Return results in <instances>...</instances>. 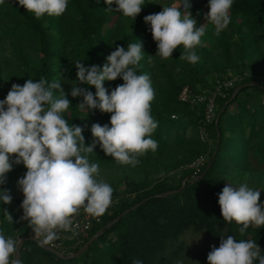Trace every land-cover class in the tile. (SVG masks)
Segmentation results:
<instances>
[{
  "label": "trees",
  "instance_id": "1",
  "mask_svg": "<svg viewBox=\"0 0 264 264\" xmlns=\"http://www.w3.org/2000/svg\"><path fill=\"white\" fill-rule=\"evenodd\" d=\"M193 1L195 4L209 2ZM150 2L151 0H144L142 11L135 20L126 17L125 24L117 23L107 32L104 31V26L110 17L94 11V0H68L67 10L63 15L56 17L45 14L40 19L19 6L18 0L6 9L0 4V43L10 39L13 46L12 55L6 56L1 53L0 44V100L6 97L14 83L23 85L29 78L39 80L41 77L49 82L59 80L71 101L69 110L63 114L64 118L69 125L84 128L82 135L86 146L91 145L94 140L91 125L99 123L110 126L111 114L102 113L99 109L89 113L77 110L76 105L83 98L71 96L72 86L87 88L93 94L96 90L94 86L78 82L74 62L83 61L86 67L95 64L102 68L107 62L106 57L117 45L127 48L128 43H142L144 53L137 67V74H149L155 91L151 114L158 122V127L151 138L158 142V148L155 152L149 150L140 156V163L134 167L117 163L112 157L105 155L99 144L94 153L89 154V160L99 166H127L137 168V171L146 169V173L147 168L149 170L162 164L166 172L160 179L149 182L144 179L136 184L126 177L130 179L128 184L132 186L124 194L113 191L112 197H118V201L112 212L105 213L101 216V221L90 228L84 236L83 244L100 229L102 233L79 256L69 260L61 259L36 241L27 239L20 248L21 264H34V259L40 255L54 259L59 264H133V260H140L142 264H184L163 256V253L169 244L189 228L203 231L206 240L220 242L221 237L232 235L237 240L256 241L264 255V227L249 226L241 235V226L235 222H225L218 204V194L226 186L218 179L221 172L234 170L241 175L252 168L250 156L257 158L259 164H264V91L256 85L246 86L228 101L235 86L224 97H219L216 117L219 113L220 117L217 123L214 121L206 126L211 139L210 145L200 138L202 105L191 107L178 99L185 86L194 92H208L215 79L222 77L228 70L249 72L251 75L264 74V67L258 64L261 57L258 42L264 39V0H233L228 26L235 35L233 43L238 45L242 61H231L232 41L224 36V32L220 33L216 39L220 40L218 44L221 46L224 62L214 63L210 72L203 68L216 46L213 40L209 45L202 43L196 47L195 51L199 56L196 64L179 59L183 51L182 45L168 59L156 55V43L150 45V25L144 22L146 15L153 14ZM206 22L205 32L213 30L214 26L207 19ZM253 51L256 52L254 61L251 58ZM171 62L179 65L177 68L182 71L176 74L175 68L169 67ZM213 73L214 76L208 79V75ZM251 82H255L252 76L245 78L240 84ZM122 83L123 80L117 78L115 81H105L104 87L110 93ZM55 94L59 95L58 92ZM230 128L235 129L234 136L239 140L241 149L222 164L224 135ZM216 145L217 150L213 155ZM181 146L191 151L186 157L178 158L180 152L175 150ZM200 154L206 155L207 161L198 170L184 167ZM14 159V156L10 158L13 166L6 174V182L1 185L4 189H7V178L24 176L26 173L21 164L14 163ZM209 161L211 163L207 167ZM251 170L256 171V186H259L264 169L256 167ZM183 179L186 180L181 186ZM168 191L171 192L163 194ZM259 202L264 204L261 195ZM136 203L139 205L130 209ZM1 204L10 207L2 201ZM127 209L129 210L116 222L110 224ZM4 210L5 208L0 214V231L6 237L19 241L32 228L27 220L22 219V213L6 208L13 218V223H9L5 219ZM78 249L79 247L75 248L73 252Z\"/></svg>",
  "mask_w": 264,
  "mask_h": 264
},
{
  "label": "clouds",
  "instance_id": "2",
  "mask_svg": "<svg viewBox=\"0 0 264 264\" xmlns=\"http://www.w3.org/2000/svg\"><path fill=\"white\" fill-rule=\"evenodd\" d=\"M5 0H0L3 4ZM107 10H115L132 20L141 13L144 0H104ZM19 6L33 13L37 19L45 14L59 17L65 13L68 0H18ZM233 0H209L208 23L216 33L225 30L231 22ZM190 8V2L188 3ZM156 42V55L162 59L172 57L174 50L183 46L179 59L196 64L199 56L196 47L202 44L205 25L197 26L190 11L182 14L175 6H162V11L144 17ZM141 42L128 43L127 48L117 45L106 57L103 67L95 64L86 67L75 61L80 84L95 87V94L87 88L73 85L71 96L82 97L76 107L80 112L99 109L109 113V124L93 123L91 145H85L84 128L69 125L64 118L71 101L59 80L49 82L27 79L23 85L12 84L6 97L0 100V185L15 164H23L26 173L17 183L23 193L20 207L22 219L27 220L33 233L49 244L57 238L59 230H70L73 217L81 209L90 216L100 217L112 203L113 188L99 179V164L90 162L97 144L105 155L121 165L136 166L139 157L149 150L155 152L158 142L151 134L158 122L151 114L155 91L149 74H137L143 58ZM151 55H149V61ZM123 80L111 92L105 81ZM55 90V91H54ZM58 92L59 95L55 93ZM9 191L0 188V201L10 204ZM260 191L247 184L238 187L226 184L218 194V204L225 222L240 225L243 235L249 226L264 227V204ZM5 219L13 223L5 209ZM18 251V241L0 231V264H19L12 257ZM264 264L260 246L253 240H237L234 236L221 237L219 247L212 246L207 255L208 264ZM133 264H142L133 260Z\"/></svg>",
  "mask_w": 264,
  "mask_h": 264
},
{
  "label": "rangeland",
  "instance_id": "3",
  "mask_svg": "<svg viewBox=\"0 0 264 264\" xmlns=\"http://www.w3.org/2000/svg\"><path fill=\"white\" fill-rule=\"evenodd\" d=\"M16 2V0H5L2 5L3 8H8L12 6ZM190 2L191 7H188V3ZM209 3V2H208ZM208 3L205 4H195L193 0H151L150 4L153 8V14L156 12L162 11V6H177L182 14L190 11L192 17L197 20V24L205 25L206 22V15L208 13ZM113 9L111 11L107 10V5L105 4L104 0H94L93 9L97 14L107 15L110 17V20L105 23L104 31L107 32L108 29L117 23L125 24L126 17L123 16L122 13L115 10L116 5L113 4L111 6ZM225 33L224 36L229 38V41H232L230 47V58L231 61L234 63H240L241 57H239V47L235 45L233 41H235V35L232 33V29L227 26V28L220 33ZM220 33H216L215 28L209 32H205L204 36L201 38V41L204 45H209L210 42L213 40L215 41L216 46H214L211 57L207 60L203 70H208L209 72L212 71V65L215 63L222 64L224 62L223 59V52L221 46L218 44L220 40L216 39ZM230 36V37H229ZM259 37V36H258ZM151 38V43H156L152 39V35L149 36ZM211 39V40H210ZM11 40H3L1 44V53L6 56H11L13 51V46L10 44ZM258 47L261 52V57L259 58V63L262 68L264 67V39L258 42ZM157 52V51H156ZM252 61L256 58V52L253 51L251 55ZM171 66L175 68V73H179L182 71L181 68H177L179 65L176 63L171 62ZM214 76L213 74L208 75V79H211ZM187 87V86H185ZM183 87V88H185ZM182 88V89H183ZM181 89V90H182ZM234 129V128H233ZM233 129H229L227 133L224 135V144L222 147V164L228 160V158L232 157L240 151V142L234 136ZM235 130V129H234ZM175 151H179L178 158L186 157L190 153V149L181 146L177 148ZM250 160L252 161V168L256 167L263 168L264 164H259L258 159L255 157L250 156ZM21 167L24 172L27 169L21 163ZM247 170L243 173L238 174L236 171H228V172H221L218 176L219 181L226 184H231L233 186L238 187L241 184H247V186L253 190L260 191V195L264 198V174L262 176L261 183L259 186H256L257 181V173L253 170ZM137 168L127 167V166H120V167H107V166H99V179L105 180L107 183L111 185L114 191H118L121 194H124L125 190L129 188V180L126 177L131 178L132 182L136 184L137 182H141L144 179L146 181H154L155 179H160L166 175L165 168L162 164L157 165L155 168H147L143 171H137ZM23 176L7 178V190L9 194L12 196V200L10 204H5L10 207H5L1 204L0 201V214L2 213L3 209L10 208L15 213H22L23 210L20 207L22 200H23V193L20 190L17 181L22 178ZM0 188L1 185H0ZM114 235V234H112ZM220 242L217 240H206L203 235V231H195L192 228L185 230L182 235L174 242L168 245L167 249L163 253V256L171 259H175L176 261L184 264H208L207 262V255L211 251L212 246L219 247ZM34 264H59L56 260L51 259L47 256L40 255L34 259Z\"/></svg>",
  "mask_w": 264,
  "mask_h": 264
},
{
  "label": "built area",
  "instance_id": "4",
  "mask_svg": "<svg viewBox=\"0 0 264 264\" xmlns=\"http://www.w3.org/2000/svg\"><path fill=\"white\" fill-rule=\"evenodd\" d=\"M250 76L255 78V82H260L262 85H264V74L251 75L249 72L238 73L228 70L222 77H217L215 79L212 88L208 92H194L188 87H185L180 91L178 95L179 101L187 103L191 107L202 105L203 116L200 122L199 132L200 138L204 141H207L208 145L211 144V139L209 138L206 126L216 121L217 99L219 97H224L229 89L239 85L245 78ZM206 161L207 156L200 154L187 163L184 167L198 170ZM117 201L118 197H112V203L105 213L110 214ZM72 219L73 225L70 230H59L57 232V238L51 243L45 245L56 249L63 254L73 253L75 248L81 247L84 236L87 234L90 228L94 224L101 221V216H90L86 214L83 209H81L80 212ZM27 235L33 236L40 242L43 239V237L35 236L32 230L29 231Z\"/></svg>",
  "mask_w": 264,
  "mask_h": 264
},
{
  "label": "water",
  "instance_id": "5",
  "mask_svg": "<svg viewBox=\"0 0 264 264\" xmlns=\"http://www.w3.org/2000/svg\"><path fill=\"white\" fill-rule=\"evenodd\" d=\"M252 85L259 86V87L264 91V85H262L260 82H255V83L251 82V83H248V84H239V85H237V86L233 89V92H232V94H231V96H230V98H229L228 101H231V100L235 97L236 93H237L240 89H242V88H244V87H246V86H252ZM222 110H223V109H222ZM222 110H221V111H222ZM219 117H220V113H219V114L217 115V117H216V123H217ZM217 143H218V140H217ZM216 150H217V145L215 146V149H214L213 155H214V153L216 152ZM210 163H211V161H209V163L207 164V167L210 165ZM185 180H186V179H183V181H182V185H181V186H183V184L185 183ZM170 192H171V191H168V192L163 193V194H168V193H170ZM137 205H139V203H136L135 205H133L132 207H130V209L134 208V207L137 206ZM128 210H129V209L123 211L120 215H118L115 219H113V220L110 222V224L116 222V221L120 218V216L123 215L124 213H126ZM101 233H102V229H100L98 232H96L94 235H92V236L87 240V242L84 243V244H83L78 250H76L75 252L70 253V254H63V253L59 252V251L56 250V249H53V248H51V247H49V246H47V245H45V244H42L40 241H38L37 239H35L33 236H31V235H26V236L22 237V238L18 241V251L14 254V258H13V259L18 260V261H19V264H21V262H20V248H21V246H22V243H23L25 240H27V239H31V240L36 241V242H37L42 248H44V249L50 251L51 253H53L54 255H56V256H58V257H60L61 259L69 260V259L75 258V257L79 256L81 253H83V252L88 248V246L90 245V243H91V242H92V241H93L98 235H100Z\"/></svg>",
  "mask_w": 264,
  "mask_h": 264
},
{
  "label": "crops",
  "instance_id": "6",
  "mask_svg": "<svg viewBox=\"0 0 264 264\" xmlns=\"http://www.w3.org/2000/svg\"><path fill=\"white\" fill-rule=\"evenodd\" d=\"M255 83V82H254Z\"/></svg>",
  "mask_w": 264,
  "mask_h": 264
}]
</instances>
